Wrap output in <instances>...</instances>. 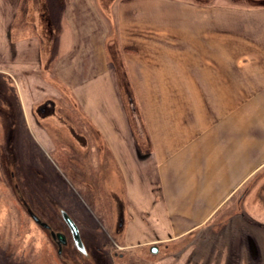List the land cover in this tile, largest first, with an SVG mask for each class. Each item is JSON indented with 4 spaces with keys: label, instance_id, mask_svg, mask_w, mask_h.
I'll return each instance as SVG.
<instances>
[{
    "label": "crops",
    "instance_id": "0c3cea01",
    "mask_svg": "<svg viewBox=\"0 0 264 264\" xmlns=\"http://www.w3.org/2000/svg\"><path fill=\"white\" fill-rule=\"evenodd\" d=\"M244 2L0 0L23 123L76 142L123 247L156 264L187 237L183 264H264V0ZM241 191L240 230L220 229Z\"/></svg>",
    "mask_w": 264,
    "mask_h": 264
},
{
    "label": "rangeland",
    "instance_id": "374dc122",
    "mask_svg": "<svg viewBox=\"0 0 264 264\" xmlns=\"http://www.w3.org/2000/svg\"><path fill=\"white\" fill-rule=\"evenodd\" d=\"M54 17L63 43L64 36L71 38V29L63 14L55 13ZM17 90L16 78L0 75V264H156L157 256L148 250L123 247L116 208L98 185L97 173H87L88 156L76 142L49 122L40 123L41 136L34 124L23 123ZM146 179L151 183L149 176ZM88 182L93 189H88ZM241 194L219 221L220 229L236 225L235 229L240 230V222L229 221L239 214ZM61 209L77 224L87 255H81L73 245L58 215ZM31 212L68 236L61 255L50 232L31 218ZM193 239L187 237L176 243L175 257L161 264H183L176 251L192 245ZM188 260L185 264H194L192 255Z\"/></svg>",
    "mask_w": 264,
    "mask_h": 264
},
{
    "label": "flooded vegetation",
    "instance_id": "af4514ba",
    "mask_svg": "<svg viewBox=\"0 0 264 264\" xmlns=\"http://www.w3.org/2000/svg\"><path fill=\"white\" fill-rule=\"evenodd\" d=\"M68 169H69V168H68ZM68 169H67V170H68ZM39 174L42 175L41 173H39ZM64 212H65V211L61 209V210H59L58 215H59V217L61 218V220L64 222V224L66 225V229H67L68 234H69V236H70V238H71V240H72L73 245L75 246L77 252H80L81 255H83V256L87 255V254H88V250H87V248L85 247L82 238H81L82 244H79V245H78V243H76V241L74 240V238H73V234H72V232L70 231V229H69L67 223H66L65 220H64V214H63ZM65 213H66V212H65ZM29 214H30V216H31V218H32L33 220H34V218L36 217V218L39 220V222H36L35 220H34V221H35L36 223H38L40 226H42L45 230H47V231L50 232V236H51L52 239L55 241L56 246L58 247V249H57V253H58V255H61V254L63 253L64 249H65V248L67 247V245H68V238H67L68 236H67L66 234L62 233L61 231H59V227H53V226L47 224V220L41 218V216L37 215L36 213L31 212V213H29ZM116 216H117V215H116ZM72 219H73V218H72ZM117 219H118V217H117ZM118 221H119V220H118ZM58 234H64V235H65V242L62 243V242L60 241V239L58 238ZM80 237H81V234H80Z\"/></svg>",
    "mask_w": 264,
    "mask_h": 264
},
{
    "label": "water",
    "instance_id": "95a60500",
    "mask_svg": "<svg viewBox=\"0 0 264 264\" xmlns=\"http://www.w3.org/2000/svg\"><path fill=\"white\" fill-rule=\"evenodd\" d=\"M64 214V220L65 222L67 223L70 231L72 232L73 234V238L74 240L76 241V243L79 244H82V241H81V237H80V231H79V228L78 226L76 225V223L74 222V220L70 217L69 214L67 213H63ZM34 220L36 222H39V220L35 217ZM58 238L60 239V241L63 243L65 242V235L64 234H58ZM152 252L154 253H157L158 252V248L156 247H153L152 248Z\"/></svg>",
    "mask_w": 264,
    "mask_h": 264
},
{
    "label": "trees",
    "instance_id": "16d2710c",
    "mask_svg": "<svg viewBox=\"0 0 264 264\" xmlns=\"http://www.w3.org/2000/svg\"><path fill=\"white\" fill-rule=\"evenodd\" d=\"M231 1H235V2L237 1V2H238V0H230V2H231Z\"/></svg>",
    "mask_w": 264,
    "mask_h": 264
}]
</instances>
